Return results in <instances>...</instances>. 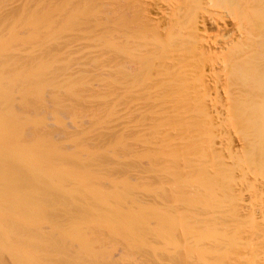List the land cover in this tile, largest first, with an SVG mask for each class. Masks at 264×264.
I'll list each match as a JSON object with an SVG mask.
<instances>
[{
  "label": "bare ground",
  "instance_id": "1",
  "mask_svg": "<svg viewBox=\"0 0 264 264\" xmlns=\"http://www.w3.org/2000/svg\"><path fill=\"white\" fill-rule=\"evenodd\" d=\"M167 1H103L111 6L107 26L113 31L111 36H103L98 44H92L94 48L87 53L97 68L95 79H92L97 82L96 91L106 89L103 100L106 102L103 103H110V113L122 120L124 132L148 130L151 139L145 146L176 148L172 150L175 157L180 151L178 145H184L193 156L188 161L198 163L188 170V181L199 187L205 185V189L191 193L187 210H161L160 213L156 236L168 249V263L264 264V149L260 146L264 142V132L258 134V125L264 121V34L260 35L256 20L257 11L264 10V0H172L178 7L170 10L173 6H168L170 11L167 6L164 8ZM216 3H221L233 17L231 34L235 35L234 40L229 37L230 29H225L229 36L219 29L223 36L227 34L226 37L233 40L225 38L222 46L205 39L209 16L206 19L203 14L207 16L209 6L216 10L213 8ZM151 6L164 17L165 30L161 19L158 21L153 18L155 15L151 16ZM121 28L123 31L119 34ZM114 29L118 31L114 33ZM163 31L167 33L165 40ZM34 40L35 37L18 40L21 47L13 54L23 51H27L24 54H39ZM3 44L0 41V45ZM12 83L13 88L18 84L14 79ZM103 93H98L97 97L100 99ZM9 94L0 88V254L10 257L13 264L50 261L52 253L48 250L49 233L46 232L48 225L53 223L50 218H59L57 210L65 204L69 208L74 201L70 209L75 210L72 212L75 215L70 213L69 230L63 229L65 235L72 231L71 235L77 237L78 232L82 234L84 225L86 229L88 225L89 229L99 226L102 231L116 234L117 237L111 233L113 238L127 240V246L124 244L120 250L116 249V257L122 259L129 246L141 244L145 224L130 211L115 207L121 199L115 190L103 192L97 188L98 198L88 189L93 192L95 198L92 199L97 200L95 204L99 209L97 205L94 209L92 200L93 203H85L86 208H78L76 196L69 201L74 188L66 193L61 184L50 181L56 172L51 173L53 171L46 166L50 157L46 138L24 139L26 132L32 131L31 127L41 125L39 120L17 115L8 108ZM24 98L28 99L24 96L20 101ZM180 113L181 118L173 121ZM176 126L186 131L177 132L173 137ZM244 129H252L253 133L248 135ZM185 134H188L187 139L179 138ZM211 168L215 178L208 174ZM208 179L224 181L219 194L207 191ZM76 184L79 193L87 194L79 197L87 199L92 195L88 196L90 191L82 188L81 182ZM78 192L73 194L79 195ZM61 194L71 203L60 205L57 197ZM108 199L116 205L112 202L109 205ZM89 203L92 206L87 208ZM78 210L84 211L78 213ZM175 229L181 230L180 242L175 239ZM84 243L78 245L82 248L88 245ZM82 248L80 252L84 253L79 252V255H88L86 247L87 252ZM102 251L99 254L103 255ZM128 256L129 253L124 259L119 258L118 264L120 260L121 264H144Z\"/></svg>",
  "mask_w": 264,
  "mask_h": 264
},
{
  "label": "rangeland",
  "instance_id": "2",
  "mask_svg": "<svg viewBox=\"0 0 264 264\" xmlns=\"http://www.w3.org/2000/svg\"><path fill=\"white\" fill-rule=\"evenodd\" d=\"M92 1L0 0V41L4 43L0 45V88L10 93L11 103H8V108L12 109L17 115L39 120L38 123L41 125L37 124L33 126L34 128L31 127L32 131H29V129L24 139L30 140L33 137L41 138L43 136L46 138L47 153L50 156L49 163L46 166L48 165L47 167L53 171L51 173L56 172L54 177L50 178V181L53 180L55 183L61 184L66 189L63 190L66 193H69L67 190L71 191L70 189L73 190L74 188L73 191L75 192L73 193L77 194L79 185L76 183L78 181L79 184L81 182L82 188L85 187L87 190L91 189L95 192V196L99 194L97 188H99V191L102 189L103 192L117 191L121 199L119 203H116L118 207H115L123 211H130L133 216L145 224V230L143 233L141 232V244L134 243V247L131 245L128 247L129 250L125 249L129 253L130 257L128 256V258L142 260L144 264H169L168 249L164 247L163 240L156 236L159 230L158 221L161 210H169V212L171 210H187V199L191 193L193 191L202 192L205 185L199 187L188 181V170L197 162L188 161L193 156L184 149V145H178L180 151L177 157L172 152L176 148L171 149L168 146L167 148L151 149L145 146V142L151 139L150 132L148 130L137 133L124 132L121 129L122 120L110 113V103H103L106 102L103 101L106 89L100 91L104 92L100 99L97 97L100 93L96 91L97 80L96 83L92 80L95 79L94 71L97 68H94L95 65L90 62V56L87 53L94 48L92 44H98V39L103 36H111L113 28L107 26L111 19L110 4L103 3L104 0ZM172 3V0H168L164 4V8L167 6L169 10L170 7L168 6H173L170 10L176 9L177 4L176 7L175 3L173 5ZM216 5L214 7L211 5L214 9L216 7V10L210 9V6L207 7L210 12L213 10L212 14L210 12L206 13L207 16L203 14L206 19L209 16L205 39L209 40L208 43L222 46L223 43H226L223 42L224 40H230L226 37L228 31L225 29H230V34L232 33L233 17L231 12L226 10L221 3H216ZM220 5H222V8H219ZM122 7L124 8V6ZM122 7L119 8L121 11H123ZM151 9V16L155 15L153 18L156 17V20L161 19L162 28H165L166 22L162 14H157L159 12H156L152 6ZM159 19L158 21H160ZM212 19L217 22V25L221 24V26H217L215 21L214 24ZM256 20L259 33L262 35L264 34V10L257 11ZM115 29L114 33L118 31L115 32ZM219 29L222 32L225 30L223 34H227L223 36ZM120 31H123L122 28L118 33ZM166 34V32H162L164 40ZM172 35L171 33L170 38L174 37ZM231 35L229 37L233 39L235 35ZM29 37H35L36 51L39 54H24L27 51H23L21 54H13L15 50L21 47L18 45V40H27ZM100 47L102 48V46ZM91 73L93 74L91 75ZM16 78L18 79L17 82L15 81ZM13 79L15 84H19L14 88L11 86ZM24 96L28 99L24 98L25 100L20 101V97L23 98ZM181 116V113L175 115L173 121H178ZM263 122L258 125L260 131L255 127L260 135L264 132ZM174 130L173 137L177 135V132L186 131L184 129L179 130L178 126ZM244 131L248 135L253 133L252 129H244ZM260 135H258V138ZM182 137L185 140L188 134L179 136V138ZM262 137H264V133ZM261 142L263 141L260 140ZM262 145L264 146V142L260 144L264 149ZM209 163L207 161V167H209ZM47 167H45L46 171H50ZM211 170L212 168L208 174L215 178V173H211ZM73 178L78 181L76 179V182L73 181ZM223 185L224 181L222 180H209L206 188L208 192L215 195L220 193ZM91 191L88 194L89 196L92 193L89 196L90 199L84 197L86 201L81 198L82 196L79 197L82 193L87 196L85 192H78L79 195L72 193L73 196L68 197L69 201H72L71 199L76 196L78 208H86L84 207L85 203L92 200L94 209H96L99 205L95 204L96 199H92L95 196ZM97 197L99 198L100 195ZM57 200L58 202L61 201L60 205L68 202L62 194L57 197ZM92 201L91 203H93ZM108 201L110 205L112 201L110 202L109 199ZM71 204L69 208L67 207L68 209L73 207ZM87 205V208H89L91 204ZM64 206L58 207L57 214L59 213V218L58 216L54 220L50 218V221L55 225L50 223L48 225V227L50 226L49 229L47 227L48 231L46 230L47 234L49 233L47 239L50 245L47 249L52 253V256L49 257L51 259L50 261L42 259L40 263L118 264L117 260L120 257H116V249L120 250L119 248H122L127 240L124 241L125 239L121 238L123 240L121 241L119 237L116 239V234L114 235L113 232L107 230L102 231L99 226L94 228L90 226L92 229H89V225L87 226L88 229L84 225L83 230L85 232L80 228L82 226L78 227L83 234V236L80 232L76 234L79 239L74 236L75 239L71 235V228V234L69 232L70 235L66 234V236L65 232L67 229L69 230L67 227L71 223L70 216L71 214L75 215V213H72L75 210H67V205ZM209 208L211 207L207 209ZM78 211L76 212L82 213L84 210ZM57 222L58 224H56ZM63 229L66 231L64 230V232ZM175 230L176 241H182L181 230ZM111 233L115 236L114 238ZM83 239L88 243L85 247L89 256L87 253H85L86 255H79L80 248H82L81 244H85L84 241L82 242ZM52 242L56 245L54 243L53 245ZM122 242L124 243L121 244ZM79 243L81 244L78 245ZM85 247L82 248L83 251ZM97 251L99 257L96 254ZM100 251L103 255L99 254ZM125 254L126 251L123 252V255ZM127 254L124 257H127ZM77 257L82 259L80 260ZM124 257L122 256V259ZM127 259L125 258V260ZM121 260L119 261L120 264ZM0 264H13V262L7 255L0 254Z\"/></svg>",
  "mask_w": 264,
  "mask_h": 264
}]
</instances>
